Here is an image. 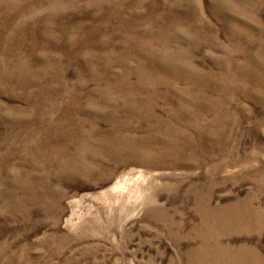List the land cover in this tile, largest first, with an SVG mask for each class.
Here are the masks:
<instances>
[{
    "label": "rangeland",
    "instance_id": "obj_1",
    "mask_svg": "<svg viewBox=\"0 0 264 264\" xmlns=\"http://www.w3.org/2000/svg\"><path fill=\"white\" fill-rule=\"evenodd\" d=\"M119 1L24 7L58 27L44 28L38 53L30 52L35 60L25 58L32 71L18 77L27 98L48 100L39 109L14 100L8 112H19L20 124L0 123V264H192L204 244L256 253L255 264H264V0H195L197 8L187 0L185 10L170 0L118 10ZM234 7L238 19L229 17ZM99 27L115 38L98 41ZM78 33L84 37L75 41ZM225 57L237 63L226 88L218 63ZM41 62L51 69L36 77ZM42 85L53 91L37 98ZM113 107L128 126L104 117ZM177 109L184 122L171 118ZM168 122L186 130L173 155L181 166L116 165L105 152L94 156L99 169L78 166L73 176L75 131L151 137ZM246 201L263 210L253 224L208 223L211 209L230 214Z\"/></svg>",
    "mask_w": 264,
    "mask_h": 264
},
{
    "label": "bare ground",
    "instance_id": "obj_2",
    "mask_svg": "<svg viewBox=\"0 0 264 264\" xmlns=\"http://www.w3.org/2000/svg\"><path fill=\"white\" fill-rule=\"evenodd\" d=\"M145 0H121L117 2V9L121 10L124 9L127 3L132 2L131 6L138 8L144 7ZM187 0H170V4L176 6L179 10H185L184 2ZM35 0H0V96H4L7 100H2L0 102V123H8V125L12 124H20L18 121L20 120L21 114L19 112H8L11 108L16 110L17 103L14 100L26 102L30 104L33 102V108L39 109L41 105L48 100L43 99L39 102H35V98L29 97L27 98V89L23 87L18 81V77L21 76L20 72H31L30 66L25 58L33 61L35 58L33 57L32 53L35 55L38 53V49L40 48L39 44L42 38V31L45 27L53 23V29L56 31L58 24L53 22V18H49V21L44 17H40V15L30 16L27 13H24V9L29 7L31 9L35 8ZM25 7V8H24ZM194 7L197 8L194 0ZM126 9V7H125ZM236 7L231 8V12L229 17H237V10ZM224 12L227 13V10L224 9ZM236 11V12H235ZM33 12V11H32ZM94 14L97 16L102 14L101 9H97L94 11ZM110 14V13H109ZM119 12L114 13V17H117ZM46 16L48 14L45 13ZM49 16H53V14H49ZM144 15H140L138 20H140ZM87 17L86 19H88ZM109 19V18H108ZM234 20V19H232ZM235 22V20H234ZM198 24L206 27V24L203 20L197 22ZM108 25V23H107ZM74 28L76 26L73 25ZM82 26L79 25L78 28ZM204 27H200L198 30L203 31ZM69 28V27H68ZM101 35L96 39L98 41H107L110 39L115 38V34H105L102 30V27H99ZM84 36L81 33L74 38L75 41H79ZM32 52V53H30ZM37 60V59H36ZM217 61V60H215ZM222 61V62H221ZM219 63L220 70H223L221 79L224 80L223 86L226 88L227 83L233 84L234 80L236 79V71L235 70H228L229 67L235 68L237 63L234 62L232 57H225ZM217 63V62H216ZM34 70L36 71V77L42 76L45 72H49L51 68H47V65L44 63H35L33 65ZM240 72V71H239ZM232 77V78H231ZM228 79V80H227ZM226 80V82H225ZM126 81V77L124 78ZM122 88H127L126 84H123ZM218 85V84H217ZM47 87L42 85L41 89H35L36 97L38 98L43 93H47L53 91V89H46ZM46 89V90H45ZM232 90V89H231ZM124 96H129L127 91H121ZM133 93V98H136L139 95V92ZM119 97H121L119 95ZM132 98V97H131ZM110 100V99H109ZM110 105L116 106L121 105L115 101H109ZM22 104H20L21 106ZM56 102H50L47 107L51 110L55 108ZM122 105H125V102H122ZM22 110H25L22 107ZM31 108V109H33ZM137 108H131L132 111H135ZM84 111L88 112L89 109H85ZM103 111L104 117L110 119H114L118 126L126 127L128 126V122H123L122 124L120 121L122 120L121 117V110L118 107H113L109 110H101ZM128 112L130 113V108H128ZM172 112V110L170 111ZM131 116V115H130ZM145 118H149L152 122L158 123L160 117L157 116H150L147 113L143 115ZM184 115L182 112L177 109V112L173 113L171 118L173 120H178L184 122ZM129 118V117H128ZM90 121L93 120L92 116H88L85 118ZM22 120V118H21ZM20 120V121H21ZM164 121V120H163ZM170 121V119H169ZM42 123V121H41ZM164 128V132L161 134L154 133L151 137H133V135H127L123 131L122 132H111L107 134V136L100 137L98 139L92 138V136L88 135L86 132L82 130L75 131L73 135V145L76 149L75 153H73V176L77 174L75 172V168L78 166L86 165L91 170L92 169H99L101 167V163L99 158L96 155L104 154L105 152L108 153V157H114L116 160V165L125 162H132L134 164L139 165H157V166H165V165H176L178 164L181 166L183 163L182 157H174V153L178 151L176 146L182 145L183 141L182 138L186 134V130L184 124L182 125H173L172 123H165L162 125ZM141 128V125H138ZM37 133V129H33L29 134V137H34ZM15 134V133H14ZM11 139V143L13 144L15 141ZM28 140H30L28 138ZM22 145L27 146L26 141L20 142ZM48 143V142H47ZM51 146V145H50ZM30 148V147H29ZM167 152V153H166ZM89 153V155H86ZM139 153V154H137ZM166 153V154H165ZM92 154V155H91ZM95 154V155H94ZM115 155V156H111ZM137 156H134V155ZM163 154L167 155L169 158L168 160H163L161 163H157L156 161L162 157ZM102 156V155H100ZM50 160L49 157H46ZM57 158H62L57 157ZM56 165L59 166L58 160H50ZM96 169V170H97ZM94 172H88V175H93ZM87 175V174H86ZM107 177H105L106 179ZM263 214V210L259 208L252 207V204L248 203L247 201L241 203L238 206H232L230 214L226 212L225 209L221 207H217L216 209L212 210L209 214L208 222L210 225L216 226L217 229L219 226L227 222L229 224L232 223H244L246 225L253 224L258 219L261 218ZM213 215H217L218 217L213 218ZM201 250L195 251L192 253V264H255L256 263V253L251 257L250 253L247 251H238L232 248H225V249H216L210 247L209 245H202ZM209 246V247H208ZM252 253V252H251ZM256 258V259H255Z\"/></svg>",
    "mask_w": 264,
    "mask_h": 264
}]
</instances>
